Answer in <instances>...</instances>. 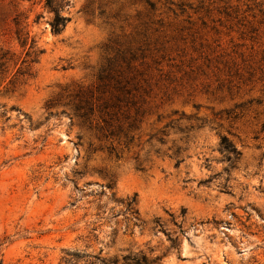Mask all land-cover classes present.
<instances>
[{"label": "rangeland", "instance_id": "rangeland-1", "mask_svg": "<svg viewBox=\"0 0 264 264\" xmlns=\"http://www.w3.org/2000/svg\"><path fill=\"white\" fill-rule=\"evenodd\" d=\"M67 1L0 0V262L264 264V0Z\"/></svg>", "mask_w": 264, "mask_h": 264}, {"label": "trees", "instance_id": "trees-1", "mask_svg": "<svg viewBox=\"0 0 264 264\" xmlns=\"http://www.w3.org/2000/svg\"><path fill=\"white\" fill-rule=\"evenodd\" d=\"M68 4L69 1L67 0H46L45 6L54 12V17L51 21V26L53 32L55 33L62 32L65 29L67 23L71 20L70 16L63 14V11L67 9ZM20 40L22 45H27L29 41V36L27 35L25 37H21L20 35ZM34 44L35 40L32 39L31 47H34ZM8 54L9 51H4L3 49H0V71L8 62ZM222 144L226 149L233 152L235 155L239 154L237 148L227 137H223ZM0 264L2 263L0 262Z\"/></svg>", "mask_w": 264, "mask_h": 264}]
</instances>
